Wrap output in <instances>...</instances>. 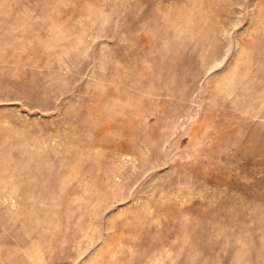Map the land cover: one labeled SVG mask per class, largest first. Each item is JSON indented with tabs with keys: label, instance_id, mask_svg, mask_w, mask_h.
<instances>
[{
	"label": "rangeland",
	"instance_id": "obj_1",
	"mask_svg": "<svg viewBox=\"0 0 264 264\" xmlns=\"http://www.w3.org/2000/svg\"><path fill=\"white\" fill-rule=\"evenodd\" d=\"M0 264H264V0H0Z\"/></svg>",
	"mask_w": 264,
	"mask_h": 264
}]
</instances>
